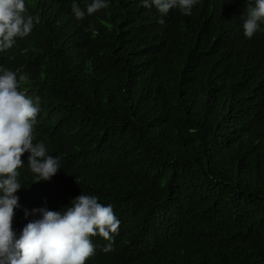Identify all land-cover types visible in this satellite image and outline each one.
Returning <instances> with one entry per match:
<instances>
[{"label": "trees", "instance_id": "obj_1", "mask_svg": "<svg viewBox=\"0 0 264 264\" xmlns=\"http://www.w3.org/2000/svg\"><path fill=\"white\" fill-rule=\"evenodd\" d=\"M233 1L161 16L110 0L78 20L72 0H26L40 23L0 66L39 98L34 142L61 169L34 183L21 157L17 232L24 209L94 195L120 227L86 264H264V25L244 39Z\"/></svg>", "mask_w": 264, "mask_h": 264}, {"label": "clouds", "instance_id": "obj_2", "mask_svg": "<svg viewBox=\"0 0 264 264\" xmlns=\"http://www.w3.org/2000/svg\"><path fill=\"white\" fill-rule=\"evenodd\" d=\"M200 0H140L142 7L155 8L161 16L171 10L191 16ZM230 6L236 4L228 0ZM110 0H91L84 8L72 0L71 11L82 20L109 7ZM241 13L244 39H252L264 25V0H245ZM164 23L163 19L159 21ZM39 15H31L26 0H0V53L11 49L18 39L28 37ZM25 79L13 70L0 66V264H86L95 255L92 237L100 236L109 243L105 253L113 250L119 234L120 220L111 204L102 205L94 195L81 194L60 211L47 207L24 209L29 220L17 232L13 228L15 209L20 208L17 192L24 187L20 171L28 153L27 165L35 182L51 181L61 169L59 159L49 155L46 144L34 142L37 116L41 111L35 100L20 91Z\"/></svg>", "mask_w": 264, "mask_h": 264}]
</instances>
